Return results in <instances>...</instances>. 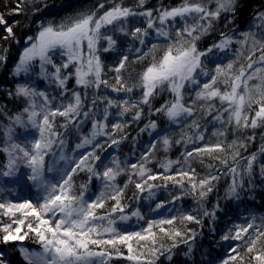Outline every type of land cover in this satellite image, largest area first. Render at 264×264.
<instances>
[{
	"label": "snow or ice",
	"instance_id": "1",
	"mask_svg": "<svg viewBox=\"0 0 264 264\" xmlns=\"http://www.w3.org/2000/svg\"><path fill=\"white\" fill-rule=\"evenodd\" d=\"M146 3L136 0L133 5H125L123 0H98L94 6L59 19H38L34 34L24 37L9 74L15 87L7 89L9 100L22 107L11 111L7 103L0 104V151L6 155L0 164V214L8 218L0 220V242L8 245L34 239L39 248L13 245L24 264H112L114 257H123L129 264H264V217L257 224L251 210L257 195L264 204V145L258 150V161L257 153L244 156L241 152L247 150L255 134L235 135L237 131L264 127V4L241 25L237 19L244 0H181L176 6L157 8ZM47 7L46 0H15L14 7L5 5L9 15H27L29 11L35 15ZM222 17L223 30L207 41ZM19 23L9 22L0 11L4 32L0 39L19 43L14 31ZM7 51L5 47L0 63H7ZM104 53L115 54L109 63V70L115 73L111 78L104 71ZM129 62L142 65L135 78L124 75ZM34 77L49 88L55 85L58 97L49 95L48 88L39 87ZM71 79L75 88L70 92L67 85ZM101 86L111 88L117 96L100 95ZM79 88L84 89L83 95L76 90ZM165 88L171 99L155 107L153 99ZM89 89L95 91L91 103L85 105ZM136 89L142 94L133 99ZM105 99L100 118V104ZM145 106L149 120L139 131H148L157 139L149 141L151 146H146L134 163L128 158L122 163L115 154L106 162L100 154L105 145L118 146L127 138L126 124L139 121ZM113 108L118 109L114 115ZM213 109L216 141L206 143L207 125H201L200 113L207 116ZM129 112L131 120L126 119ZM153 113L163 114L168 123L159 127L157 120L151 119ZM57 117L62 118L59 124ZM89 119L88 132H80ZM186 121H190L187 126L191 131L175 141L185 145L183 161L179 157L175 161L167 159L157 166L163 171H153L148 164L157 141L167 150L168 127L183 126ZM217 122L219 127L215 126ZM229 127L234 137L230 142L226 139ZM77 132L78 142L68 155L67 137ZM162 132L165 135L161 136ZM204 156L219 162L207 165L209 169L218 168L216 174L209 171L200 175L191 166ZM240 161L246 164L241 167ZM257 163L259 185L254 175ZM174 164L178 167L173 168ZM82 172L88 178L77 193L75 176ZM121 174H127L123 186L116 182ZM221 175L231 176L222 194ZM93 179L100 190L90 195ZM158 179L162 183H156ZM132 183L136 189L132 198L154 202V207L149 204V214L155 218H147L139 208L126 211L125 194ZM160 190L168 192L171 200L157 197ZM21 191L27 195L21 197ZM214 191L216 201L209 207L208 197ZM189 194L196 207L183 209L182 200ZM107 201H112L110 207ZM171 202L181 204L182 210L178 215L171 209L162 214ZM105 208L108 210L98 212ZM235 209L247 215L233 223L238 218ZM131 217L145 223L137 230H128L123 222ZM220 217H225L222 228L217 227ZM187 222L199 225V231ZM206 223L209 245L225 249L227 254L214 255L210 248L197 260L198 240L204 236ZM5 255L0 250V264H15Z\"/></svg>",
	"mask_w": 264,
	"mask_h": 264
},
{
	"label": "trees",
	"instance_id": "2",
	"mask_svg": "<svg viewBox=\"0 0 264 264\" xmlns=\"http://www.w3.org/2000/svg\"><path fill=\"white\" fill-rule=\"evenodd\" d=\"M98 0H46V3L48 7L43 10L42 12H38L35 15L32 14L31 11L28 12L27 15L24 14H18V13H12L9 15L8 10L5 8L6 4H11L13 7L15 6V0H0V11L4 12L6 16L9 18V22L19 20L20 23L18 25L14 26V31L16 32L17 37L19 38V43L16 41H9L6 42L2 39H0V55L5 54L4 53V48L7 47L8 51L6 53L7 55V63L3 64L0 63V104H5L7 103V107L11 111H17L19 110L20 107H22V104L16 101L9 100L7 96V89L8 88H14L15 87V80L13 77H11L9 74L11 73L12 66L16 62L19 56V52L22 50V45L24 44V37L26 35H32L37 29V25L35 23L36 20L38 19H51L53 17L59 19L60 17H63L65 15L71 14L73 12L79 11L84 8H88L91 6H94ZM136 0H123V3L125 5H133L135 4ZM179 3H181V0H147L146 6L147 7H171V6H176ZM264 4V0H244V7L240 9L239 16L237 19V24H244L249 17L251 16L253 10L257 8L259 5ZM214 7V4L212 5ZM223 25H224V19L223 17L220 19L219 23L216 25V30L209 36H207L205 39L207 41H211L213 37L218 36V32L220 30H223ZM231 27V26H229ZM4 35V32L2 30V27H0V37ZM154 35V33H153ZM246 55V52H245ZM255 56H259V52L255 53ZM57 62L59 63V57L57 56ZM115 59V54L114 53H104L102 54V60L105 61L104 64V71L107 73L108 77L111 78L115 75L114 71L109 70V63ZM150 59V57H149ZM131 61V58H130ZM241 62L246 63V61H243V58H241ZM147 60L144 62V66H146ZM142 65L140 63H137L133 65L131 62H129L128 65V70L125 71L124 75L128 76L131 75L133 78H135L139 71L141 70ZM20 79H23V76L20 77ZM110 83H115L114 79H110ZM131 83V81H129ZM37 84L41 88H48L49 95H57L58 97V92H54L55 85H52L50 88L46 84L45 81L37 78ZM68 89L73 90L75 88V80L71 79L68 82ZM221 88L224 87V85H220ZM81 92V94H84V89L79 88L76 89ZM94 89H89L87 92V97L84 100L85 105L90 104L92 99H93V93ZM69 92V95H70ZM99 94L102 96H112L115 98L117 96L116 93H113L111 91V88H108L105 90L103 86H101L99 90ZM142 92L140 89H136L134 93L132 94L133 99H138L141 96ZM187 97V93L185 94ZM120 97L123 98V94H120ZM171 99V93L165 90L161 93H158L156 97L153 99V104L155 107H159L161 104L164 103L165 100ZM106 103V99L104 100L103 103L100 104V113L102 117V112H103V104ZM215 104L217 106L220 105V101L218 99L215 100ZM118 111V109L113 108L112 113L113 115L115 112ZM216 115L215 109H213L211 112L208 113L207 116H204L203 113H200V123L201 125H207V135L205 136V141L206 143H214L216 141V137L213 135V126L214 122L212 120V117ZM111 122H115V120L110 117L109 118ZM126 119L131 120L132 119V113L129 112L126 114ZM151 119H156L158 126L159 127H164L168 122L166 117L163 116V114H155L151 116ZM226 119V117H225ZM149 116H148V108L147 106L144 107L143 109V116L139 121H135L131 124H126L125 126V131L127 132V138L122 139L120 141V144L118 146H112L109 147L108 145H105V151L103 153H100L101 155H104L106 157V162L111 161L113 154L119 157L120 161L123 163L125 158L129 159L130 163L136 162V160L139 159L140 154L142 150L145 149L146 146H151L149 144L150 140H155L157 137L155 136H150L148 131L140 132L139 129L143 128L146 123H148ZM62 122V118L57 117V124ZM6 123V121H5ZM190 121H186L183 126H177V125H171L168 127L167 130V135L170 137V146L168 147L167 150L164 149L162 143L160 141H157L156 147L154 149V154L151 162L148 164V167L151 168L153 171H163L162 168H158L157 166L164 162L167 159H171L173 161L177 160L179 157L181 161H183L182 157V151L185 145L183 144H177L175 141L181 137L182 134L185 132L191 131L188 128V124ZM216 127H219L218 122L215 123ZM91 127V120L89 119L88 121L83 123L82 128L80 129V132L87 133L88 130ZM18 130V129H17ZM109 130L110 129V124H109ZM60 131H63V129H60ZM255 134V139L247 145V150L241 149V152L244 156H248L251 153H257V160L259 161L261 159V156L259 154V149L264 145V127H257L256 129H246V130H241L237 131L235 135L237 137L239 136H251ZM119 135H123V133H120ZM165 135V133H161V136ZM80 133L77 132L74 135H71L70 137H67L68 144L66 145V153L72 155V149L75 147V144L78 142ZM135 137V139H133ZM233 132L231 127L227 129V135L226 139L227 141H231L233 139ZM98 139L104 140L107 139L105 137H99ZM3 140V132L0 130V142ZM82 151V150H80ZM220 155H225V153H219ZM3 160H5V153L3 151H0V164L3 163ZM208 164H214L218 165V161H214L213 158L204 156L203 159H195L192 162V167L196 169V172L200 175L206 174L209 171H212L213 174H216L218 171V168L214 167L213 169H209L207 167ZM246 164V161H240L241 167H243ZM178 167V165H173V168ZM226 171V169H225ZM254 175H255V181L257 185H259L260 182V175H259V163H257L254 167ZM88 174L86 172L79 173L75 176V191L78 193L79 192V186L81 183H84L87 181ZM127 180V174H121L120 176L117 177L116 182L123 186L124 181ZM231 176L230 175H221L220 176V181H219V192L220 194L223 193L224 187L228 182H230ZM156 183H162L161 180H157ZM171 185V182H169ZM100 190V184L93 179L92 183L89 185V194L96 193ZM136 191L135 189V184H129L128 188L126 190L125 194V203L128 205V208L126 211H134L136 208H139L141 213L145 215L147 218H155V215L149 214V204L151 203L152 207L155 206L154 202L152 201H145L143 199H140L139 201L133 199V193ZM178 191V187H177ZM257 192H259V188H257ZM173 195L176 194V191L172 192ZM156 196L159 197L160 199H168L169 201L171 200V197L168 192L164 190H160L156 193ZM217 193L214 191L213 193L209 194V207L211 206V203H214L216 201ZM245 199H248V197H245ZM109 207L112 203V201H107L106 202ZM223 203V201H221ZM182 205L183 209H190L193 207H196V205L193 202V197L191 194L185 196L182 200ZM173 211V214H179V211L182 210L181 204H177L175 202H171L167 205H165L163 209L162 214H167L169 210ZM108 208L105 209H99L98 212H103L107 211ZM251 210L254 212L256 215V223H260L261 217H264V204L261 203L260 196L257 195L255 199L252 201V208ZM235 213L238 214V218L236 220H233V223L240 222L239 218H242L247 215V212L242 210V209H235ZM230 216L234 215V213L230 212ZM5 217L0 215V220L5 221ZM225 219V217H220L221 223L217 225L218 228L223 227L222 221ZM144 221H138L135 217H131L130 221L128 222H123L124 226L128 228V230H137L142 224H144ZM189 227H192L199 231L200 226L195 224L194 222H187ZM210 239V236L208 234V225L207 223L205 224L204 227V236L202 240H198V244L200 245L199 250L197 252V260L201 258V253L208 251L211 248V251L213 252L214 255H226V250L225 249H217L214 246H210L208 241ZM216 239H219V236L216 237ZM34 239H30V241H13L10 242L8 245H5L3 242H0V250L3 251H9L11 254V260H13L15 263H20V255L18 251L16 250L13 245H24L29 248H33L32 246H35L37 243H34ZM125 252L127 249H123ZM184 249L182 248L181 251ZM241 252L243 254V249L241 248ZM21 264V263H20ZM112 264H129V262L126 261L125 258L119 257L113 258Z\"/></svg>",
	"mask_w": 264,
	"mask_h": 264
},
{
	"label": "rangeland",
	"instance_id": "3",
	"mask_svg": "<svg viewBox=\"0 0 264 264\" xmlns=\"http://www.w3.org/2000/svg\"><path fill=\"white\" fill-rule=\"evenodd\" d=\"M37 78L38 77H34V82L37 84ZM38 85V84H37ZM21 131V129H18L17 130V132H20ZM68 155H71V153L70 154H68ZM5 160H6V155H5ZM5 160H3V162L5 161ZM19 195L21 196V197H24V196H26L27 195V193L26 192H23V191H21L20 193H19ZM0 215H2V214H0ZM4 217V216H3ZM6 219H5V221H7L8 220V218L7 217H5ZM24 241H30V239H25ZM20 242H23V241H20ZM34 243H36L35 241H34ZM33 248H39V244L37 243L35 246H32ZM5 253H6V255H5V259H9L10 257H11V254H10V252L8 251H5ZM11 259V258H10ZM20 263L21 264H24V262L21 260V258H20ZM20 263H15V264H20Z\"/></svg>",
	"mask_w": 264,
	"mask_h": 264
}]
</instances>
